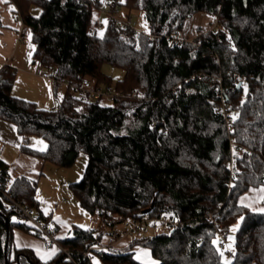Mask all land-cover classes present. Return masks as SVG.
I'll use <instances>...</instances> for the list:
<instances>
[{
  "label": "trees",
  "instance_id": "16d2710c",
  "mask_svg": "<svg viewBox=\"0 0 264 264\" xmlns=\"http://www.w3.org/2000/svg\"><path fill=\"white\" fill-rule=\"evenodd\" d=\"M110 1L127 15L144 11L149 31L110 16L100 31L102 0H11L31 31L33 63L56 71L55 88L86 78L111 85L104 63L124 75L112 104L68 88L60 108L45 109L13 94L17 68L4 64L0 119L16 125L23 152L46 162L70 167L86 152L84 176L70 186L81 206L106 226L166 212L183 221L153 235L138 233L126 250L95 251L102 264H147L130 251L135 244L149 248L157 264H264V212L239 203L241 194L264 185V0ZM33 6L41 8L39 15L32 14ZM198 12L213 16L214 27L171 44ZM220 88L227 114L219 110ZM32 135L47 141L45 150L30 145ZM0 182L51 222L36 198L37 179H11L9 164L0 158ZM6 204L0 197V264H75L61 251L42 260L33 249L16 247L15 227L41 234ZM210 213L219 216L227 236L239 222L231 261L218 249ZM103 234L74 224L58 238L75 261L93 264L84 251L101 244Z\"/></svg>",
  "mask_w": 264,
  "mask_h": 264
},
{
  "label": "rangeland",
  "instance_id": "374dc122",
  "mask_svg": "<svg viewBox=\"0 0 264 264\" xmlns=\"http://www.w3.org/2000/svg\"><path fill=\"white\" fill-rule=\"evenodd\" d=\"M110 0H102V7L98 11V21H99V29L102 31L107 22V15L104 12L107 8V2ZM119 11L116 16L120 19L128 20L130 17L132 18V24L134 28L138 31H149V24L145 17V13L142 10H132L130 15L128 11L125 10L123 6H119ZM33 15H39L41 12V8L38 6H33L31 9ZM111 17V16H110ZM214 17L205 13V12H198L192 17L188 18L185 22L183 33L187 35V37H183L180 33L179 35L183 39H188L191 34H195L198 29L200 30H207L211 27H214ZM195 37V36H194ZM191 38L192 40L194 39ZM34 49V43L30 39V35H25L20 39L19 42V53H24L28 50ZM27 63L26 61H22L21 64ZM18 65V72L15 78V82L13 85V89L17 88L24 92L27 96H29L28 100L37 99L40 100V104L45 106V109L55 108L59 101L58 99H62L64 97L65 92L68 89L66 83H60L58 85L57 90L55 89L54 82L49 79L45 80L40 75L36 73L38 70H51L50 68L42 67L38 64L31 66L33 71L32 74H28L23 70V65ZM38 66V67H37ZM102 70L107 75L111 76V85L114 87L116 82L121 79L124 75V70L113 66L108 63H104L102 65ZM102 87H105L107 83L102 82L100 83ZM12 89V92L14 91ZM41 98V99H40ZM58 98V99H57ZM33 101V100H32ZM37 101V102H38ZM102 101L106 104H112V100L110 99H102ZM35 102V101H34ZM40 107V105L37 103ZM43 108V107H40ZM31 140L33 145L37 146L38 148L43 146H47V141L39 135H32ZM30 140V141H31ZM88 161V156L86 152L81 151L75 161V163L70 167H61L58 166L50 161H47V166L44 169V173L41 178L38 180L37 190H36V198L39 201V207L41 211H45L46 214H50L54 212L58 214L64 223L71 224L74 223L80 227L84 228H97L103 230V235L109 233V227L117 226L123 228L126 226L125 223L117 224L116 222L110 226H106L98 216L91 215L86 209H84L81 204L79 203L78 198L76 197L73 189L71 188L70 184L75 181H79L84 176V172L86 169ZM22 220V219H21ZM147 229L140 230V235H153L154 233L167 231V228L164 227L161 223H157L153 226V222H147ZM239 222L235 223L227 237V246L234 250V243H235V232L238 228ZM235 228V231L233 229ZM132 236H127L126 238H130L131 241L134 239L131 238ZM104 237H102L103 239ZM121 239V238H120ZM119 240V239H118ZM130 241V242H131ZM216 244H218V238L215 240ZM102 244V240H101ZM130 244V243H129ZM128 244V246H129ZM95 244L93 246H96ZM140 245V244H135ZM91 246V248L93 247ZM127 246V248H128ZM113 247H109L111 249ZM126 248V249H127ZM119 250H126L122 248H115ZM93 264H102L100 258L94 254L93 256Z\"/></svg>",
  "mask_w": 264,
  "mask_h": 264
},
{
  "label": "crops",
  "instance_id": "0c3cea01",
  "mask_svg": "<svg viewBox=\"0 0 264 264\" xmlns=\"http://www.w3.org/2000/svg\"><path fill=\"white\" fill-rule=\"evenodd\" d=\"M13 8L14 4L11 2V0H0V67L4 64H10L17 68V66L20 65L22 61L27 60V63L21 65H23V70L25 72H27L28 74H32L33 69L31 66L35 65L33 63L34 49L28 51L24 50L23 54L19 53L20 39L25 35H29V33L31 34V31L29 27L23 22V20L17 17V15L13 12ZM182 31L180 32V34L183 37H187V35ZM197 33L198 30L195 34H191L188 39L193 38L197 35ZM39 71H36L38 75H40L46 81L49 80V78L43 77L41 74H39ZM57 88L55 89L57 90ZM13 90L14 95L25 99L29 98V96L20 91L18 87ZM32 100L38 103L40 107L45 108V106H42V104H40V100ZM61 100L62 99H58V101ZM22 143L23 137L18 132L16 125L10 121L0 119V158H2L6 163L9 164L11 179L18 175H24L29 178L39 180L44 173L43 171L47 166V163L39 156L23 152L21 150ZM30 145L33 148L39 150H45L47 147L43 146V148H38L37 146L33 145L32 140L30 141ZM262 189H264V185L251 187L249 190L241 194V196L239 197V203L242 204L241 201L243 200L242 205H247L246 207H248L251 211L262 212L259 211V209H264L263 200L260 199V197L264 195V192H261ZM42 213L44 215H51L50 223L57 226L58 235L60 238L66 237V235H68L70 229L74 225V223H72V225L64 223L62 218L54 212L46 214L43 210ZM13 235L14 244L16 247L31 248L39 258L44 257L43 259L41 258L42 260H49L57 252V249H46L43 246L41 237L22 230L18 227H15L13 229ZM103 237L104 238L102 239V244L107 245L108 249L109 247L126 249L131 241L130 238H126L127 236L119 240L113 239L112 237H110V235L107 234L103 235ZM131 238H133V236ZM130 251L133 252L136 259L139 255L138 260L144 263H158V261L153 257L151 250L147 247L134 245ZM145 252L147 253V255H144Z\"/></svg>",
  "mask_w": 264,
  "mask_h": 264
},
{
  "label": "built area",
  "instance_id": "2783aa9c",
  "mask_svg": "<svg viewBox=\"0 0 264 264\" xmlns=\"http://www.w3.org/2000/svg\"><path fill=\"white\" fill-rule=\"evenodd\" d=\"M119 11V8L116 7L111 1L107 2V8L104 11L107 16L114 17L119 23L121 24H132V18L130 17L128 20L120 19L117 15ZM153 38L154 35H151ZM183 39L179 33H175L171 37V44H178L180 45ZM192 41V39H190ZM151 42V41H150ZM39 74H41L43 77H47L51 79L53 82L56 79V71L54 69L49 70H43L39 71ZM238 79V76L236 77ZM221 81V78L219 79ZM63 83V82H62ZM64 83L67 84L68 88L71 91L77 92H85L89 95L92 99H110L112 100L114 96L116 95L115 88L107 84L105 87H102L100 84H94L90 79H83L80 85H74L69 83L67 80L64 81ZM219 94L222 98V105L219 107V110L227 114V108L228 104L225 102L224 93L221 91V88L219 90ZM61 107V101H59L58 105L55 108ZM227 121V127L228 130L232 128V120L229 119ZM164 131V130H163ZM230 144H235L234 137H230ZM0 197L5 199L6 205L10 208H12L14 211H16L19 214L20 219L22 221L28 223L35 231L39 232L41 234V239L43 246L46 249H57V251H61L65 253L69 259H71L75 264H80L79 262L75 261L74 258L69 254L68 249L63 246L61 241L58 238V231L54 224L47 223L43 220H41L39 212L36 208L31 207L29 205L23 204L13 198L5 189L2 187V183L0 182ZM207 219L209 223L214 224L217 226L219 230L218 234V249L223 254V258L226 261H231L234 257V250L227 246V235L222 229V224L219 221V216L215 213H210L207 216ZM151 221L153 222V226H155L158 222L161 223L164 227L167 228V230H171L176 228L179 225H182L183 221L177 217L174 213L166 212L160 217H149L148 215H142L141 217L137 219H132L129 222H126V226L123 228L117 227V226H111L109 227V233L110 237L113 239H120L126 236H135L137 235L140 230H146L147 229V222ZM103 250H108L107 245L104 244H98L96 246H93L92 248L88 249L87 251H84V257L93 261L94 252H99Z\"/></svg>",
  "mask_w": 264,
  "mask_h": 264
},
{
  "label": "snow or ice",
  "instance_id": "6c2138e0",
  "mask_svg": "<svg viewBox=\"0 0 264 264\" xmlns=\"http://www.w3.org/2000/svg\"><path fill=\"white\" fill-rule=\"evenodd\" d=\"M122 2H123V0H122ZM29 35H31V34L29 33ZM235 118H236V117L234 116L233 119H235ZM261 192H264V189H262ZM260 199H261V200H264V195H262V196L260 197ZM241 203L243 204V200L241 201ZM245 206H247V205H245ZM259 211L264 212V209H259ZM233 231H235V228L233 229ZM53 251H55V250H53ZM144 255H147V253L145 252ZM41 258L43 259L44 257H41ZM137 259H139V255L137 256Z\"/></svg>",
  "mask_w": 264,
  "mask_h": 264
},
{
  "label": "water",
  "instance_id": "95a60500",
  "mask_svg": "<svg viewBox=\"0 0 264 264\" xmlns=\"http://www.w3.org/2000/svg\"><path fill=\"white\" fill-rule=\"evenodd\" d=\"M152 206H153V204H152ZM152 206L149 207V208H147V209H144V210L142 211V213H147V212H149V211L151 210ZM6 251H7V246L5 247V252H6ZM6 264H8V261H6Z\"/></svg>",
  "mask_w": 264,
  "mask_h": 264
}]
</instances>
